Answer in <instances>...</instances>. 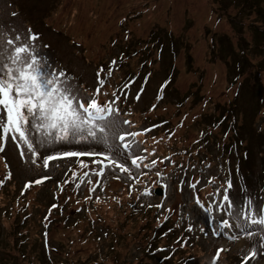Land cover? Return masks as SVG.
<instances>
[{
  "label": "rangeland",
  "instance_id": "1",
  "mask_svg": "<svg viewBox=\"0 0 264 264\" xmlns=\"http://www.w3.org/2000/svg\"><path fill=\"white\" fill-rule=\"evenodd\" d=\"M245 2L0 0L4 63H11L9 53L14 54L15 46H29L46 72H64L85 100L112 104L115 111L107 119L116 122L118 133L155 121H164L168 127L155 128L145 137L137 135V144L127 152L109 136L108 144L117 146L119 162L129 169L127 173L110 165L102 167L104 155L84 161L53 160L44 167L43 157L62 152L88 150L108 155L104 144L37 145L33 157L10 136L0 140V244L6 245L0 257L13 252L15 240L24 239L30 258L22 264H61L59 259L71 264H164V258L148 259L147 250L135 248V255L133 249L137 242L146 243L141 236L151 231L140 232V228L147 221L154 227L155 215L161 222L170 209L171 213L176 209L184 215L178 220L173 215L174 228L187 222L190 229L174 248L187 245L192 228L198 240L193 239L195 244L184 248V254H176L172 264L187 260V264H209L215 250L222 247L217 264L242 260L243 264H264V226L246 219L249 204L256 218L264 214L260 210L264 200V35L253 33L258 26L263 31L264 24L254 23L256 16L244 8ZM260 5L264 8V2ZM30 34L37 39L28 40ZM17 35L20 40L14 39ZM9 39L14 40L12 46L7 44ZM148 43L150 54L143 52ZM138 44L143 47L131 53ZM121 51L128 59L119 56ZM145 56L148 65L141 70L140 60ZM127 74L138 77L131 76L133 85L118 87ZM227 110L237 123L247 158L241 159L234 151L220 154L213 148L214 156L202 161L209 169L198 165L194 175L185 178L176 162L179 154H195L201 131L206 132L202 130L204 117ZM125 118L129 123L123 125ZM218 129L212 132L221 134ZM229 136L230 132H223V138ZM136 156L141 159L133 166ZM99 169H104L100 176ZM198 173L203 177L200 186ZM37 180L42 182L36 184ZM160 181L165 182L161 186L165 195L158 193L154 199L151 190ZM25 182L31 184L24 187ZM180 188L190 192L182 195ZM221 195H227L228 201H219ZM195 198L204 205H213L217 198L211 207L217 217L214 222L197 210L201 207L195 206ZM163 201L165 207L160 205ZM54 203L65 205L63 215L60 209L53 211ZM24 205L31 214L26 220L16 212ZM43 214L46 220L42 222ZM224 220L229 221L227 227L221 225ZM49 222L50 227L42 224ZM241 225L253 235L247 236ZM252 251L255 255L248 259ZM0 264L8 263L0 259Z\"/></svg>",
  "mask_w": 264,
  "mask_h": 264
},
{
  "label": "snow or ice",
  "instance_id": "2",
  "mask_svg": "<svg viewBox=\"0 0 264 264\" xmlns=\"http://www.w3.org/2000/svg\"><path fill=\"white\" fill-rule=\"evenodd\" d=\"M14 39L20 40L21 37L17 35ZM27 39L34 41L37 37L30 34ZM7 44L12 46L14 40H7ZM13 51L14 54L9 53L10 64L4 63L3 55L0 54V140L10 136L11 140L17 143V147L23 144L33 157L37 156V145L100 143L108 147V155L88 150L69 151L62 155L68 157L104 155L110 166L120 172H129V169L119 162L120 153L117 146L108 144L109 136H114L120 141L125 139L123 135H119L116 122L101 115L108 109L95 98L85 100L81 97L64 72L55 74L46 72L45 65L33 54L35 49L30 51L29 46H15ZM33 132L37 134L36 139H33ZM131 147V144H123L125 152ZM2 150L0 148V151ZM21 155L23 156V153ZM57 158L43 157L44 167L47 168L49 161ZM138 159L141 158L138 156L132 158L133 166H137ZM41 182L35 181L36 184ZM228 199L229 197L225 195L224 200ZM229 207L233 205L230 204ZM246 219L252 225L264 226V214L256 218L251 204ZM228 224V220L223 221L224 227ZM240 227L247 236L253 235L243 225ZM254 255L255 253L252 254Z\"/></svg>",
  "mask_w": 264,
  "mask_h": 264
},
{
  "label": "trees",
  "instance_id": "3",
  "mask_svg": "<svg viewBox=\"0 0 264 264\" xmlns=\"http://www.w3.org/2000/svg\"><path fill=\"white\" fill-rule=\"evenodd\" d=\"M262 2H264V0H246V4L244 5V8L247 9L249 8L251 10V12L256 16L257 20L254 23H259V25H263L264 24V8L262 7V5H260ZM257 29V30H256ZM259 30V26L255 27V29H253V33L254 31L259 33L261 36L264 35V30L263 31H258ZM144 50L143 52L148 51V54H150V50L152 48L151 43L148 44H144ZM155 47V45H153ZM143 45H137V46H133L131 53H138V49L142 48ZM241 48V46H240ZM119 56H124L126 59H128L129 55H126L124 52L121 51V54H119ZM123 57V58H124ZM149 61V57L145 56L143 57L142 60H140V64H141V70L147 67V63ZM127 81L130 82V86L133 85V77H135V75H131V74H127L124 77L128 76ZM133 76V77H131ZM138 76H136L135 78H137ZM119 85V84H118ZM116 93V91L114 92ZM227 113L225 114V112H219L218 115H209L208 117L205 116L204 117V121H203V126L202 130L204 129L206 132L201 131V139H200V145H198V147H200V149H197V147H195L194 152L195 154H189L188 151L180 153L179 155H181L180 157H178V160L176 161L178 164L180 165L182 170H186V175L188 176V178L190 176L194 175V171H196V166L201 165L202 169H207L208 167L203 166V160L207 157V158H211L212 156H214V151L212 150L213 148H215V151L219 152L220 154H227L231 151H234L235 154H238L240 156L241 159H243L244 156L247 155L245 154L244 150H243V141L242 139H240L237 135V133H239V129L236 126V121L231 120V115L228 114L229 110L226 111ZM264 114V111H263ZM161 123V126H160ZM155 125L154 129L157 128V130H163V129H167L168 127H166V122L164 121H155L154 123H150V125ZM182 124V123H181ZM180 124V125H181ZM222 129V132L219 135L218 134H214V132H212L213 130H217L219 131L218 128ZM153 129V131H154ZM227 134L228 132L231 133V136L229 137H225L223 138V132H226ZM212 147V148H211ZM209 149H211L213 151H210ZM182 150V149H181ZM202 150V151H201ZM175 151H179V148L175 149ZM245 159V157H244ZM239 160V159H237ZM240 162V160H239ZM237 168V167H236ZM209 169V168H208ZM200 171V167L198 168V171ZM208 171V170H207ZM185 172V171H184ZM200 173L195 174V176H197V181L199 183V186L203 184V177L199 176ZM31 184V183H30ZM182 195L188 194L190 192V190L185 189V188H180ZM154 196V199H157L155 196L156 193L154 190H151V196ZM158 197V196H157ZM55 205V209L53 211L59 210L60 214L63 215V210L65 205H59L57 203H54ZM162 207L166 206V202H162V204H160ZM60 206V207H59ZM138 208V206H137ZM27 209V206H23L22 207V211L21 210H17L16 212L20 214V216L26 219H29L31 214H27L25 211ZM24 210V211H23ZM142 211V210H141ZM163 209H159V212H162ZM172 209H170V211L167 213V215L164 217V219H162L161 222H158L156 218H158L157 215L154 216V220L153 222L155 223L154 227H151L150 222H146L145 227L140 228V232H148V230H150L151 232H149L147 235H145L143 233V235L141 236L144 240H146V245L143 244L142 242H137V245L135 244V247L133 249V253L135 255L136 251L135 248L138 251H142L143 250H147V252H145V256L148 259H153L155 257H159V259L164 258L163 262L164 264H172L173 258L175 257L176 254H184L186 251H184V248H186L188 245H194V240L196 239L198 240V238L196 237V235H192L193 233V228L191 231V235L188 237L192 238L188 240L187 245H180L178 247V249L174 248V245L179 243V241H181V236H183V232L186 229H190V226L188 225L187 222H183L180 226H178L177 228H174V224L172 222V218L173 215L174 217L178 220L180 217H182L184 215V212H178L176 209H173V213H171ZM24 212V214H22ZM70 216L66 218V221L70 220ZM159 219V218H158ZM42 222L45 219V214H43L42 218H41ZM64 221V220H63ZM19 222V221H18ZM43 225H47L50 227L51 223H42ZM45 233H47V230L44 231ZM18 231L14 229V237H16ZM20 233V232H19ZM99 236V235H98ZM99 240H101V237L99 236ZM165 240V241H162ZM162 241V245H160ZM3 244H0V249L3 248ZM147 246L149 247L147 249ZM26 243L24 241V239L22 240H15V243L12 245V250L13 252L8 251L9 255H4L2 257H0V259L6 261L8 264H22V262L28 260L30 258V256H28V254H26ZM169 247L172 248V250H169ZM160 250H159V249ZM163 248V250L161 249ZM47 250V249H46ZM140 251V252H141ZM139 252V254H140ZM170 252H172V254H170ZM47 254H48V250H47ZM47 258H51L46 256ZM46 258V259H47ZM45 259V258H43ZM88 260L91 259H87L85 262H87ZM63 261L61 259H59V261L57 263H61V264H71V263H63L60 262ZM81 262L76 261V263L73 264H78ZM188 260L184 263L187 264ZM41 264H44L43 262ZM157 264V263H154ZM180 264V263H178Z\"/></svg>",
  "mask_w": 264,
  "mask_h": 264
},
{
  "label": "clouds",
  "instance_id": "4",
  "mask_svg": "<svg viewBox=\"0 0 264 264\" xmlns=\"http://www.w3.org/2000/svg\"><path fill=\"white\" fill-rule=\"evenodd\" d=\"M86 158L87 157H82V158H78V159H76V158H68V159H74V160H78V161H84V160H87ZM68 159H64V160H68ZM7 174L9 175L10 173L8 172ZM43 244L45 246H48V242L47 241H43Z\"/></svg>",
  "mask_w": 264,
  "mask_h": 264
}]
</instances>
